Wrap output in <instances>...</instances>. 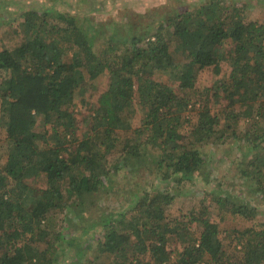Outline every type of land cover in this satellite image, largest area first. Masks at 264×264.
I'll return each mask as SVG.
<instances>
[{"label":"trees","instance_id":"obj_1","mask_svg":"<svg viewBox=\"0 0 264 264\" xmlns=\"http://www.w3.org/2000/svg\"><path fill=\"white\" fill-rule=\"evenodd\" d=\"M248 6L227 8L223 0H211L166 13L155 29L142 25L148 15L133 16L121 49L108 38L95 46L82 22L54 7L22 13L26 36L15 28L18 38L0 49V152L6 153L0 264H264V223L235 232L241 254L234 258L219 236V221L206 215L213 206L251 219L264 205V18L249 17ZM78 12L85 16L87 10ZM208 67L222 77L192 102L181 92L193 89L197 73ZM101 76L110 83L98 92ZM165 79L177 81L181 91ZM78 98L86 113L75 110ZM211 98L225 102L222 113L232 126L244 125L231 132L241 141V156L217 180L208 206L188 213V222L171 224L165 206L174 195L136 189L119 209L86 225L95 227L94 247L80 243L70 220L79 223L90 212L99 189H115L111 172L134 167L142 157L139 145L152 152L147 173L155 174V183L177 174L178 184L209 183L202 151L226 132L215 130L219 117ZM127 133L133 140L122 144ZM223 185H243L250 195L238 201ZM60 215L69 220L64 231L56 228ZM174 237L181 245L176 258L168 244Z\"/></svg>","mask_w":264,"mask_h":264},{"label":"rangeland","instance_id":"obj_2","mask_svg":"<svg viewBox=\"0 0 264 264\" xmlns=\"http://www.w3.org/2000/svg\"><path fill=\"white\" fill-rule=\"evenodd\" d=\"M210 1L211 0H69V3H65L60 0L56 2L55 0H0V49L12 44L13 40L18 38V36L11 33L15 28H17L21 36H26L25 27L22 26L24 18L21 16L26 9L34 8L35 10H40L42 7H54L58 11L67 12L71 15L73 14L77 20L82 22L81 24L85 27L86 31L88 30L90 34L89 39L94 42L95 46H98L100 41L106 42V38H108L115 48L121 49L123 47L121 37L124 38L129 32L127 24L133 16H138L139 14L148 15L149 18L147 22H144L142 25L147 27L149 23L148 27L150 29H155L158 27V19L160 17H166V13L168 14L170 11L173 12L175 9L180 12L184 10L189 11L204 3H209ZM245 2H248L251 6V9L248 6L245 10L246 13H250V15L247 13L249 17L264 18V0H223V3L227 8L240 6ZM80 10H87L86 15L83 16L80 14L78 12ZM15 15H18V17ZM84 18H87L88 20H84ZM54 21H58L56 15L54 16ZM140 29L142 28L140 27ZM168 29L171 28L169 27ZM68 44L69 42H63L64 46H68ZM68 52L70 53V51ZM176 59H179V56H176ZM222 67L224 69L226 65L224 64ZM220 77H222V75L220 73L215 74L211 67L200 70L196 75L194 88L190 91H182L181 93L193 102L198 98V93H205V89L213 87V83ZM164 82L168 83L173 89L181 91L178 87L177 81L175 82L173 80L165 79ZM95 83L98 87V92H100L108 86L110 78L107 76H101L95 80ZM211 93H209L208 98H210ZM80 99L81 98L77 99L75 110L86 113V105H84ZM3 103L4 102L0 100V117L2 114ZM224 104L225 102L223 100L217 101L214 98H211L209 101L212 113L217 114L219 117V124L215 127V130L221 132V134L223 133L222 130L226 131L223 134V138L218 140L220 143L212 142L207 150L204 149L202 151L205 153L204 155H206L207 160L205 167L211 170L209 183L202 182L199 188L190 185V182L178 184V182H176V179L180 177L178 174L175 175V177L167 179L163 183H155V174L153 173L154 175L150 176L148 174L149 172L147 173V164L152 157V155L149 157L148 154L149 152H152L149 151V148H146L145 152H143L142 150L145 149L144 146L139 145L140 149H142L140 151L142 157L140 161L134 162V167L120 168L117 166L114 169V172H111V174H113L112 181H115V189L109 190L107 194L99 189V196H101L102 199L98 198L99 200H96L95 204L91 206L90 212L87 213L86 211L87 214L79 220V223L70 220L69 224V220H66L67 217L65 216V218H63V215H60V219L56 225L57 230L64 231L69 224L71 225L70 228L72 229L73 234L76 235V237H80V243L85 242V245L91 244V248L94 247L98 238L95 236V227L89 228L88 230L85 229L93 224V222L100 219L103 215L119 209V204H121L122 201L127 200L129 196H131V193L136 189L156 190L162 188L166 191H170V194L174 195V198L171 203H168L169 205L165 206V212L168 217L172 219L171 224L180 218H183L188 222L187 219L190 218L188 213L190 212L199 214L200 210L205 205L208 206L207 203L211 200V191L213 189L215 190V186L218 182L217 180L223 177L225 170L232 171L233 166L236 165L233 164L232 159H237L241 156V141L236 140V138L231 135V132L233 131V128H235L236 131L240 133L243 129L244 122L239 123L238 126H232L231 120L224 118L222 113ZM195 106L197 107L198 104ZM194 110L195 109L192 108V115H194ZM138 120H140V113H138L132 120L133 125H138ZM79 125L80 130L83 131L85 129L84 124ZM129 135L130 133H127L123 136L122 144L128 140H133ZM217 136H219V134H217ZM4 138L5 128L0 127V141ZM155 151H153V154L155 153L157 155L158 152ZM241 151L243 154L247 149L246 151ZM0 153V167H2L6 160V153L3 154L2 151ZM116 156H118V153ZM220 157L223 159L221 163L217 162ZM239 161L240 160H238V162ZM116 169L119 170L116 171ZM198 174L199 173H197V175ZM199 177L202 176L200 175ZM229 181L230 179L225 182L228 183ZM226 187L229 193H236L238 195V201H241L242 198H248L250 195L245 191L246 189L242 190L243 185H223L221 190H225ZM122 196L125 198H122ZM252 197L253 196L248 200L251 201L249 202V205L254 204ZM259 207L260 209L258 213L251 219L237 214H231L229 212H219L214 209L213 206L207 208L206 215L210 216V218H213L215 221H219V236L224 242L225 249H227L230 255H233L234 258L239 257L241 254L240 245L236 242L235 232L247 228L259 230L263 227L264 205L261 204ZM86 225H88V227H86ZM194 226L195 223H192V229H194ZM96 230H99L97 225ZM86 239H88V241H86ZM168 244L169 250H172V257L176 258V253L181 250L179 239L176 237L170 238ZM235 244H237V247ZM89 250H86L84 253H87ZM70 253L72 254L73 251L71 250Z\"/></svg>","mask_w":264,"mask_h":264}]
</instances>
